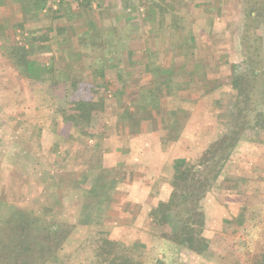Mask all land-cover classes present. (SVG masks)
I'll list each match as a JSON object with an SVG mask.
<instances>
[{
    "label": "rangeland",
    "instance_id": "obj_1",
    "mask_svg": "<svg viewBox=\"0 0 264 264\" xmlns=\"http://www.w3.org/2000/svg\"><path fill=\"white\" fill-rule=\"evenodd\" d=\"M56 1L0 0V201L9 199L4 202L21 211L73 226V239L83 241L62 248L68 264H98V247L105 240H116L122 257L141 264H264V0H130L138 7L129 10L134 34L123 26L118 34L105 36L109 47L116 36L130 32L136 37L131 72L120 81L129 86L128 94L120 91V83L115 91L110 82L99 84L89 78V69L82 70L84 64L103 63L106 77H114L116 65L108 66V55L99 53L105 48L87 46V63L74 55L78 64L65 70L61 52L73 47L59 32L52 34L51 19L62 10L54 12L52 6L63 7L62 0ZM171 15L176 23L175 17H183L181 34L169 24ZM4 17L9 19L7 34ZM51 39L59 46L49 44ZM116 44L127 50V43ZM146 51L147 59L142 56ZM147 61L151 65L145 68ZM169 64L170 70L161 72ZM117 68L125 73V58H118ZM65 71L71 72L68 79ZM79 71L87 75L82 83ZM241 74L255 81L241 139L242 147L253 148L252 155L247 149L232 154L199 202L204 225L198 247L176 246L178 221L170 213L157 219L149 213L170 193L174 170L198 164L206 147L226 131L221 114L229 103L230 82ZM69 78L79 81L78 87ZM159 81L169 82L163 93L166 107L175 108L184 121L180 141L189 146L173 149L177 140L162 131L156 141L145 138V152L138 154L145 170L139 172L124 148L126 130L135 133L141 123L117 129L114 112L120 110L117 102L132 103L139 86ZM79 101L93 105L91 114ZM155 126L161 129L163 122L157 119ZM117 130L122 136H116ZM140 140L133 143L138 147ZM155 142L162 149L160 159L150 150ZM132 213L137 217L130 219Z\"/></svg>",
    "mask_w": 264,
    "mask_h": 264
},
{
    "label": "trees",
    "instance_id": "obj_2",
    "mask_svg": "<svg viewBox=\"0 0 264 264\" xmlns=\"http://www.w3.org/2000/svg\"><path fill=\"white\" fill-rule=\"evenodd\" d=\"M111 60L113 58L108 60L109 63ZM252 75L256 77L254 72ZM252 79L241 74L231 80L229 103L220 121L227 127L226 131L206 147L198 164L174 170L170 193L149 213L152 219L170 213L178 221L179 227L174 233L176 246L187 249L198 247L204 225L203 213L198 209L199 202L211 190L232 154L239 149H247L248 155H252V147L241 146L242 135L247 128L246 116L251 108L248 102L255 90ZM163 96L160 85L139 91L130 107L119 103V120L140 123L156 116L174 117L176 111L164 114L166 112L161 106ZM169 125L171 135L181 126L175 118L170 119ZM179 161L182 164L185 162ZM72 229L73 226L66 222H56L49 216L40 218L0 201V264H43L62 248ZM120 246L117 241L105 240L99 250L98 264H130L129 256L120 255L118 250L123 249ZM131 264L141 263L132 261Z\"/></svg>",
    "mask_w": 264,
    "mask_h": 264
},
{
    "label": "crops",
    "instance_id": "obj_3",
    "mask_svg": "<svg viewBox=\"0 0 264 264\" xmlns=\"http://www.w3.org/2000/svg\"><path fill=\"white\" fill-rule=\"evenodd\" d=\"M56 2L60 4V0H57ZM62 2H63L62 8L60 6V8L58 9V7H56V4L52 6V9L54 10V12H56L57 10L59 11L60 9H62V10L59 11V13L56 12V15L57 16L59 15L60 17L51 19L52 23H53V25L51 27L53 28L52 34L58 35L57 33L59 32L60 33L59 35H61L63 42H65V43L68 42V43H70V44H68V47H70V46L73 47V48L65 49V51L61 52V54H63V56L65 58V61H64L65 70L70 71V67L73 68V65L75 63L78 64V61L75 60L76 58H74V55L80 56L81 59L84 58L85 62L87 63V61H86L87 58H89V59L91 58V55L88 56V52H86L87 46L91 47L94 45L93 46L94 51H98L101 48H105L107 52L104 49L102 51L100 50L99 53H105L106 55H108L106 57H109V59L113 58V60H111L110 63L107 62V64L110 67H113L114 65H116V68L113 67L114 68V77H113V75H109L108 78L106 77V74L109 73V70L105 67H102V66H104L103 63H97L96 65H98V66H96V67H95V64L92 66L89 64H84L83 65L84 68L82 70L85 71V69H89L90 73H91V75H89V78L90 79L93 78V80H94V78L96 77V81H98L99 84L103 83V84L108 85L110 82V85L112 87L114 86L113 88H115V91L118 89V86L120 83V87H119L121 89L120 91L121 92L124 91V92H126V94H128L129 92L127 90L129 89V86L127 85V83H124V82L121 83L120 81L122 80L123 76H125L124 78H126L128 76L127 72H129V73L131 72L129 67L133 63V60L135 57L134 54H136V52H134V50H133V46L131 45L134 42V38H136V37L133 36V34H134L133 29L132 30L130 29L132 27L131 24H133L134 18L129 13V10L134 9V11H135V9H138V7L135 8L132 5V1H130V0H62ZM2 7H3V5L1 6V8ZM20 7L21 6H19V8ZM206 11L207 10L203 8L202 15L207 17ZM105 12H109V15H106ZM204 12H205V14H204ZM174 16L175 15L170 16V19H172V20L169 24H171L172 27H173V25L177 26L175 28L173 27V31H175L176 34H181V33H179V32H181L180 29H182L181 25L185 24V23H182L183 17L182 16H179L180 18L175 17L178 21V23H176L175 21H173ZM209 18L212 20L213 17L209 16L208 19ZM8 20L9 19H7V17H4V19H1V23L4 25L2 27L4 34L8 33L7 29H6V25H5L6 23H8ZM187 25H189V24H187ZM106 26H111V27H110V29L107 30L105 28ZM123 26H127L126 27L127 31L131 30L130 32L133 34H131L129 32V35H128V33H126V36L124 38L116 36L115 37L116 39L114 40L115 41L114 44L110 42V47H109V45L107 44V42H109V41L106 37L108 36L110 38L114 34L116 35V33L119 31L118 29H121V27H123ZM114 31H115V33H112ZM182 31H183V29H182ZM188 36H189V40H192V41L194 40L193 36L191 34H189ZM56 40L51 39L49 41V44H52V46H53V41H54L55 46H59L58 43L57 44L55 43ZM60 42H61V40H60ZM118 42L127 43V45H128L127 50L124 48V46L123 47L117 46L116 43H118ZM106 45H107V48H106ZM80 47L82 48V52L79 49ZM66 50H69V51H66ZM182 50L180 52L183 54ZM123 51H125V52L122 53ZM173 51L175 52L176 50H173ZM173 51L171 53L172 55H173ZM148 52L146 51L145 53H142V56H144L146 59L148 56ZM185 52H187V51H185ZM95 54H97V53H95ZM172 55H170V56H172ZM54 56H56V52H53V55H51V58H53V60L55 62H57V58ZM120 57L125 58V60H126V70H125V73H122V75H120L121 71H119V69L117 68L118 58H120ZM114 60H115V63L113 62ZM35 61H37V60H35ZM81 62H83V61L81 60ZM150 65H151L150 62L147 61L144 66L146 68V66L148 67ZM169 67H171L170 64L168 65V68H161V72H164V73L167 72L166 69H169ZM128 68H129V71H128ZM70 73L69 72L66 73V71H65L63 73V74H65L64 79H66L69 75H71ZM80 75H81V77H80ZM102 75H103L104 79L101 78ZM85 76L87 77L86 73L79 71V80L80 81H81V79L83 80V78H85ZM69 80L71 82H77L75 86L78 87L79 81H77L76 79H74V80H76V81H74L71 78H69ZM68 81H66V82H68ZM82 82H84V80L81 81V83ZM161 83L159 81L156 84L141 85L138 88L137 94L139 91L151 89L155 85H160L161 88H163V93H164V90H166L165 85L168 84L169 82L166 81L165 84L164 83L161 84ZM53 88H55V87H53ZM90 91L93 92V89L89 90V93H92ZM137 94H136V97H137ZM164 97H166V96L164 95L163 98L161 99L162 110L166 112L164 114H168L170 111L174 112L176 110L175 108H169L168 109L166 107V98H164ZM135 100H136V98L133 101H135ZM133 101H132V103H133ZM83 103H81L79 101V104H81V106H84L85 110H90V114H91V112L94 109L93 105L91 103H88L85 101H83ZM116 105H119V102H117ZM130 105H127L126 107H130ZM118 113H119V111H117V110L114 112V117H115L114 120L116 122L115 123L116 128L117 129L118 128H120V129L128 128L129 124H127V122H125L124 124L119 123L122 121L119 120ZM78 118L80 120H83V119L87 120L88 119V117H86V116H80ZM170 118L177 119L179 121V123L181 124L180 128L172 134L173 138L176 139L177 141L174 140L175 142H173L170 147H172L173 149H182V148L185 149L189 145H186L187 143H185V141H183V142L180 141L181 140L180 137L184 135V132H186V129L184 126L185 124H184V121L182 120V118L177 117L176 114L174 115V117L169 116V115L168 116L162 115V116H156L152 119L143 120L140 122L141 124L138 127V131H136L135 133L129 132L128 131L129 129L126 130L127 137H125V136L124 137L128 138V141H127V143L125 142L126 146L124 149H129V153L132 156V161H133L132 164L136 163L135 169L136 168L139 169V172L141 170H145L144 165L142 167V166H139V163H138V162H140V159L138 158V154L140 153V151L142 153L145 152V151H143V150H145L143 140L145 138H148V139L152 138L154 141H156V138H160L161 131H162V134H168V133L170 134L171 133V128L169 125ZM157 119L163 122V126L161 129L159 127L155 128L156 127L155 121ZM166 119H167V121H166ZM165 121H166V123H164ZM150 122L153 123L152 127H154V128H151L149 125H145L146 123L148 124ZM115 134H116V136H119V135L122 136L120 130L119 131L117 130ZM139 140L141 141V143L137 147L135 145V143H133V142H138ZM155 143H156V147L153 149H150V150H151V153L153 155L159 156V159H160L162 149L158 145L159 143H157V142H155ZM140 146L142 147V149H137V148H140ZM145 148H149L147 146V143L145 144ZM161 161H162V159H161ZM163 162H169L170 163V161H168V160H164ZM158 163L159 164L155 167H157L158 170H160L159 169L160 168V162H158ZM169 166L172 167L171 165H169ZM150 168H153V166H151ZM163 182H165V181L163 180ZM4 199L1 198V201L9 202L8 201L9 199H7V200H4ZM153 208H155V207H153ZM127 216H129L130 219H132L133 217H137V215L135 213L129 214ZM77 228H79V227H77ZM106 230L111 232V230H113V228L109 226L106 228ZM71 232H70L69 237L67 238V240L65 241V243L62 246V248H64V249L70 248L71 246H74V243H78V242H74L75 240H78L79 242L83 241V239H77V238L73 239L74 236H73V233L71 234ZM101 244H103V243H101ZM100 247H101V245L98 247V251H99ZM62 248H61V250L56 252L52 258H50L49 260H47L43 264H68L69 262H67V258L65 259L62 256L63 253H60L63 251ZM98 251H95L96 254H98Z\"/></svg>",
    "mask_w": 264,
    "mask_h": 264
}]
</instances>
